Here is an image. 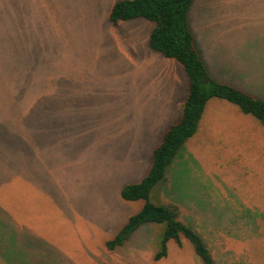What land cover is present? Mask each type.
Here are the masks:
<instances>
[{
  "label": "rangeland",
  "instance_id": "374dc122",
  "mask_svg": "<svg viewBox=\"0 0 264 264\" xmlns=\"http://www.w3.org/2000/svg\"><path fill=\"white\" fill-rule=\"evenodd\" d=\"M117 1L0 0V232L45 259L31 264H202L186 240L154 262L162 225L106 248L140 209L121 190L146 176L188 92L150 49L152 23H109ZM187 22L212 77L264 68V0H193ZM200 121L150 200L177 205L215 264H264V129L220 99Z\"/></svg>",
  "mask_w": 264,
  "mask_h": 264
},
{
  "label": "trees",
  "instance_id": "16d2710c",
  "mask_svg": "<svg viewBox=\"0 0 264 264\" xmlns=\"http://www.w3.org/2000/svg\"><path fill=\"white\" fill-rule=\"evenodd\" d=\"M193 0H119L111 8L108 21L116 27L119 22L145 19L153 24L149 47L166 59L176 61L186 75L188 92L181 106L180 119L164 133L152 152L146 176L138 183L125 186L120 197L126 202H137L140 209L128 217L125 224L106 243L110 251L122 246L144 224L162 225L159 249L153 256L158 262L167 255V244L181 247L183 240L190 243L202 264H215L212 254L201 236L181 219L177 205L155 204L150 200L154 187L166 180V172L177 158L184 144L198 130L207 103L220 99L236 106L244 115L255 118L264 129V99L237 87L216 81L200 57L194 37L188 27L187 14Z\"/></svg>",
  "mask_w": 264,
  "mask_h": 264
},
{
  "label": "crops",
  "instance_id": "0c3cea01",
  "mask_svg": "<svg viewBox=\"0 0 264 264\" xmlns=\"http://www.w3.org/2000/svg\"><path fill=\"white\" fill-rule=\"evenodd\" d=\"M260 62H264V60L260 59ZM215 68L218 69V68H220V66L217 65V66H215ZM237 69L238 68H236L235 70H237ZM226 71H227V73H229L228 70H226ZM219 72L222 73V69L218 70V73ZM225 73L226 72H224V74ZM255 75H257L258 78L261 76H264V68L259 69L254 74H249L247 77V80L243 81V82L239 81V77L241 76V71H240V73L238 74L237 77H232L229 79L230 80L229 83L238 84V85H234V87H237L241 90H242V85H243L247 88L244 90H246L247 92H251V93L255 94V97L264 99V81L261 82L260 84H255V82H252V80H256ZM213 78H215L219 82L224 83L222 80L218 79V76H214ZM245 84H247V86ZM248 86L250 89H248ZM0 220H1V216H0ZM1 225H2V223L0 224V230L2 231ZM7 230H10L11 232H13V228H7ZM13 234H14V232H13ZM3 235H4V233L2 234L0 232V264H31L30 263L31 261L36 262V261H44L45 260V259H40V258H33V259L27 258L29 255L27 252L24 254L25 256L21 255L20 246L25 244V242H23L24 240H20L18 238L11 237V236H6L4 238H1V236H3ZM6 256H11V257H6Z\"/></svg>",
  "mask_w": 264,
  "mask_h": 264
}]
</instances>
